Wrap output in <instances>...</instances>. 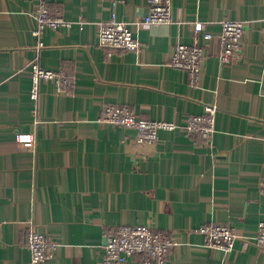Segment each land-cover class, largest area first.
Listing matches in <instances>:
<instances>
[{
  "label": "crops",
  "instance_id": "1",
  "mask_svg": "<svg viewBox=\"0 0 264 264\" xmlns=\"http://www.w3.org/2000/svg\"><path fill=\"white\" fill-rule=\"evenodd\" d=\"M42 1L0 0V264H30L31 223L58 244L43 264H102L106 238L121 224L170 232L178 244L168 264H264V246L252 241L264 218V0H172L173 22L132 24L140 49L111 56L99 22L114 9L140 20L148 0H45L74 23L37 36ZM225 18L255 22L230 62L209 46L193 85L168 64L170 52L193 42L196 20L218 33ZM33 60L73 78L71 89L42 79L34 100ZM107 102L177 122L215 104L217 131L209 142L161 130L155 145L138 146L134 128L100 121ZM19 133H33L34 148ZM210 222L234 223L251 241L230 252L207 246L197 228Z\"/></svg>",
  "mask_w": 264,
  "mask_h": 264
},
{
  "label": "built area",
  "instance_id": "2",
  "mask_svg": "<svg viewBox=\"0 0 264 264\" xmlns=\"http://www.w3.org/2000/svg\"><path fill=\"white\" fill-rule=\"evenodd\" d=\"M35 16L37 27L34 34L37 36H41L47 27H71L74 23L73 20L64 16L62 8L52 6L45 0L38 5ZM173 20L172 0H148L147 14L133 22L119 18L114 9L108 20L98 24L99 44L106 49L108 56H111L115 50H139L141 42L132 29V24L139 27L143 24L157 26L171 23ZM259 21L264 34V17ZM254 22L255 20L225 18L221 21V31L214 33L206 29L204 21L196 20L191 26L194 33L193 42L175 44L170 52L168 64L185 70L191 84L199 86L205 70L209 46L214 42L217 43L218 48H210V54L217 55L222 63L230 62L242 48L247 27ZM43 45V41H40L39 47ZM31 72V97L34 100H37L40 95L39 83L42 79L54 80L60 91H69L74 84V79L67 74L47 69L37 60L31 62ZM217 112V105L205 104L203 112L189 114L185 121L177 122L147 118L138 114L127 104L107 102L103 106L100 121L117 127L134 128L138 146L155 145L161 130H180L186 134L197 133L210 142L217 131ZM17 138L20 142L28 143L34 148L33 133H19ZM261 190L264 192V180L261 183ZM197 231L203 235L207 246L220 248L226 252L232 251L239 239L243 246L251 241L245 235L240 236L237 226L231 222L205 223L199 226ZM252 241L264 246V218L258 222L257 232ZM177 244L178 241L170 232L155 228L151 224H121L108 235L102 264H122L136 255H140L141 264H168L171 249ZM57 245V242L47 233L30 224L27 232V246L31 252L30 264H43L52 259Z\"/></svg>",
  "mask_w": 264,
  "mask_h": 264
},
{
  "label": "water",
  "instance_id": "3",
  "mask_svg": "<svg viewBox=\"0 0 264 264\" xmlns=\"http://www.w3.org/2000/svg\"><path fill=\"white\" fill-rule=\"evenodd\" d=\"M107 239H108V237L106 238V241H105L106 243H107Z\"/></svg>",
  "mask_w": 264,
  "mask_h": 264
},
{
  "label": "snow or ice",
  "instance_id": "4",
  "mask_svg": "<svg viewBox=\"0 0 264 264\" xmlns=\"http://www.w3.org/2000/svg\"><path fill=\"white\" fill-rule=\"evenodd\" d=\"M26 139V138H25Z\"/></svg>",
  "mask_w": 264,
  "mask_h": 264
}]
</instances>
